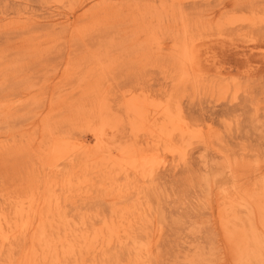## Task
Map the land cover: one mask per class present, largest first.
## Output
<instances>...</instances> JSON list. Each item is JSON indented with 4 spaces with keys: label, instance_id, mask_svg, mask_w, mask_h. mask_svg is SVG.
Masks as SVG:
<instances>
[{
    "label": "rangeland",
    "instance_id": "374dc122",
    "mask_svg": "<svg viewBox=\"0 0 264 264\" xmlns=\"http://www.w3.org/2000/svg\"><path fill=\"white\" fill-rule=\"evenodd\" d=\"M0 264H264V0H0Z\"/></svg>",
    "mask_w": 264,
    "mask_h": 264
}]
</instances>
